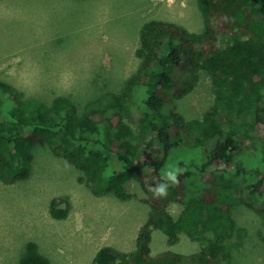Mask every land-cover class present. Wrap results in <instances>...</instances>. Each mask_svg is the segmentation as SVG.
Wrapping results in <instances>:
<instances>
[{
  "label": "trees",
  "instance_id": "1",
  "mask_svg": "<svg viewBox=\"0 0 264 264\" xmlns=\"http://www.w3.org/2000/svg\"><path fill=\"white\" fill-rule=\"evenodd\" d=\"M198 2L203 31L173 21L145 23L137 71L120 92L91 101L84 112L70 97L46 102L0 79V182L28 179L33 149L42 144L78 169L80 182L97 197L114 193L131 200L125 189L131 181L149 196L151 211L136 249L104 246L94 264H232L228 243L243 234L234 209L246 204V191L256 201L248 205L264 220V0ZM202 73L212 78L214 105L203 119L188 120L177 101L195 90ZM156 147L157 153H145ZM253 149L256 155L249 157ZM185 151L193 155L178 156ZM171 157L178 161L176 170L166 169ZM216 165L230 168L233 178L223 174L217 180L210 172ZM194 173L200 178L198 197H187L186 182ZM170 191L183 205L177 217L168 209ZM71 211L69 198L51 201L54 219H67ZM156 230L171 246L185 234L201 248L189 255L171 250L153 255ZM19 264L52 262L29 241Z\"/></svg>",
  "mask_w": 264,
  "mask_h": 264
},
{
  "label": "rangeland",
  "instance_id": "2",
  "mask_svg": "<svg viewBox=\"0 0 264 264\" xmlns=\"http://www.w3.org/2000/svg\"><path fill=\"white\" fill-rule=\"evenodd\" d=\"M151 20L173 21L191 32L205 27L198 0H0V79L46 102L70 97L84 112L91 101L120 92L137 71L140 31ZM214 101L212 78L202 73L195 90L177 101V109L188 120H201ZM135 115H140L136 107ZM157 151L149 148L145 153ZM33 153L28 179L0 182V264H19L29 241H35L52 264H94L104 246L136 249V235L151 211L149 196L138 182L125 185L134 196L131 200L114 193L97 197L80 182L82 173L48 145H35ZM250 154L254 157L255 149ZM179 155L190 157L193 151ZM172 159L166 169L176 170L178 161ZM114 165L122 167L117 160ZM228 170L216 165L210 172L217 180L223 174L232 179ZM199 181L194 173L186 182L187 197H198ZM172 192L166 197L168 209L178 216L183 205ZM57 197L72 203L67 219L50 214ZM245 199L246 204L234 209L243 234L228 243L232 264H264V220L248 205L256 201L247 191ZM152 248L153 255L167 250L189 255L201 245L181 234V241L171 246L167 235L156 230Z\"/></svg>",
  "mask_w": 264,
  "mask_h": 264
},
{
  "label": "crops",
  "instance_id": "3",
  "mask_svg": "<svg viewBox=\"0 0 264 264\" xmlns=\"http://www.w3.org/2000/svg\"><path fill=\"white\" fill-rule=\"evenodd\" d=\"M173 216H174V215H173ZM174 217H177V216H174ZM137 237H138V236L136 235V239H137ZM180 241H181V239H180ZM152 252H153V248H152Z\"/></svg>",
  "mask_w": 264,
  "mask_h": 264
},
{
  "label": "clouds",
  "instance_id": "4",
  "mask_svg": "<svg viewBox=\"0 0 264 264\" xmlns=\"http://www.w3.org/2000/svg\"><path fill=\"white\" fill-rule=\"evenodd\" d=\"M163 190H161V192H162Z\"/></svg>",
  "mask_w": 264,
  "mask_h": 264
}]
</instances>
